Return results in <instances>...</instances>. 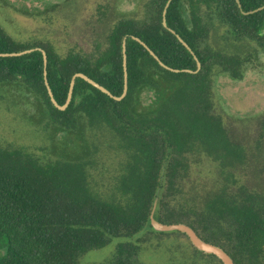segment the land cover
<instances>
[{"label": "trees", "instance_id": "16d2710c", "mask_svg": "<svg viewBox=\"0 0 264 264\" xmlns=\"http://www.w3.org/2000/svg\"><path fill=\"white\" fill-rule=\"evenodd\" d=\"M168 1L147 0L142 18L121 13L109 20L91 53L16 41L0 27V54L32 50L0 56V97L5 87L23 89L37 101L45 130L73 135L81 148L56 157L0 140V264H146L142 254L150 248L175 249L179 264H223L185 234L155 232L153 212L159 222L190 226L235 264H264V195L239 184L247 150L213 113L218 76L243 80L264 56V0H172L164 26ZM99 12L107 17L105 7ZM214 17L230 37L246 41L245 55L210 44ZM124 43L128 90L121 101L77 78L66 110L54 106L43 52L49 86L64 106L77 73L123 95ZM145 92H154L152 106L143 105ZM103 153L113 155L108 169ZM207 164L219 173L217 189L197 193L192 168ZM105 248H112L106 260L84 263Z\"/></svg>", "mask_w": 264, "mask_h": 264}, {"label": "rangeland", "instance_id": "374dc122", "mask_svg": "<svg viewBox=\"0 0 264 264\" xmlns=\"http://www.w3.org/2000/svg\"><path fill=\"white\" fill-rule=\"evenodd\" d=\"M146 1L0 0V26L16 41H51L62 53L72 49L91 53L95 50L94 45L105 38L109 20L116 19L121 13L142 18ZM53 2L61 4L56 13L51 9V14L46 16L34 15L45 14ZM100 6L106 8L108 18L100 14ZM211 20L209 42L215 49L233 55H245L249 51L246 41H236L228 35L225 25L215 17ZM1 94V141L25 145L34 149L37 154L56 157H74L80 153V143L75 136L45 130L41 109L33 96L17 87H5ZM154 99V92H145L142 96L143 105L152 106ZM215 104L213 113L223 119L230 138L244 146L248 153L247 165L236 174L239 184L245 185L253 193L264 195V56L256 66L246 70L243 80H234L225 74L219 75L216 79ZM106 156L103 153L101 163L103 168L108 169L115 163L112 154H108V158ZM204 160L206 163L207 158ZM201 169L202 165H194L192 168L191 178L195 191L201 194L208 190L215 191L219 173L208 164L202 169V174ZM230 187L232 192H236L234 184ZM169 241L174 242V239ZM164 249L150 248L143 252L142 260L146 264H179L174 259L175 249L172 254ZM91 253L84 259V263L106 260L111 255L112 248ZM179 255L183 258L182 254Z\"/></svg>", "mask_w": 264, "mask_h": 264}, {"label": "water", "instance_id": "95a60500", "mask_svg": "<svg viewBox=\"0 0 264 264\" xmlns=\"http://www.w3.org/2000/svg\"><path fill=\"white\" fill-rule=\"evenodd\" d=\"M33 1H44V0H33ZM172 0H169L168 3L166 4L164 13H163V24L164 26H166V13H167V9L170 6ZM237 2L239 3V0H237ZM174 33V32H173ZM179 40L181 42L182 39L180 37H178ZM133 39L140 41V39L133 37ZM142 43V42H141ZM144 46L145 44L142 43ZM183 44L187 47L188 45L186 43L183 42ZM151 53V55L155 56L154 52L151 51L147 46H145ZM32 50H28V51H24L21 53H7V54H0V56L3 57H7V56H22L24 54H27L29 52H31ZM123 53H124V59H123V66H124V78H125V88H124V93L121 97H115L113 96L107 89H105L103 86H101L100 84H98L97 82H95L94 80L90 79L88 76L84 75L83 73H77L71 81V86H70V90H69V94H68V99L67 102L64 106H60L55 98L54 95L51 91V88L49 86L48 80L46 78L47 76V56L46 53L43 52L44 55V74H45V83L49 92V95L51 97V101L54 104V106L56 108H58L59 110H66V108L68 107L71 99H72V95H73V89H74V85H75V80L77 78H82L85 81H87L89 84L93 85L94 87L98 88L99 90H101L102 92L108 94L109 96H111L113 99L117 100V101H121L127 94V90H128V73H127V57H126V48H125V43L123 45ZM157 58V57H156ZM195 59L197 60V58L195 57ZM198 64V70H200L201 68V64L200 62L197 61ZM166 69L168 70H172L174 72H179V70H175V69H170L168 67H166L165 65H163ZM189 72V71H188ZM151 226L153 228V230L157 233H173V232H180L182 234H185L190 242L192 243V245L200 252L207 254V255H214L216 256L223 264H235L233 259L231 258V256L221 247L216 246L214 244L208 243L206 241H204L196 232L193 228H191L190 226L186 225V224H165L162 222H159L158 220H156L154 218V212L151 215Z\"/></svg>", "mask_w": 264, "mask_h": 264}, {"label": "flooded vegetation", "instance_id": "af4514ba", "mask_svg": "<svg viewBox=\"0 0 264 264\" xmlns=\"http://www.w3.org/2000/svg\"><path fill=\"white\" fill-rule=\"evenodd\" d=\"M50 5H51V7H55L54 9L55 10H58L59 8H60V6H61V4L59 3V2H57V3H50ZM100 7H102V8H104L103 6H100ZM34 15H38V16H41V14H39V13H36V14H34ZM43 16V15H42ZM99 22V21H98ZM100 23L101 24H103L102 23V21H100ZM0 27H2V26H0Z\"/></svg>", "mask_w": 264, "mask_h": 264}]
</instances>
